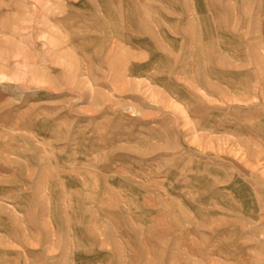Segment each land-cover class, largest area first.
Wrapping results in <instances>:
<instances>
[{"label": "rangeland", "instance_id": "374dc122", "mask_svg": "<svg viewBox=\"0 0 264 264\" xmlns=\"http://www.w3.org/2000/svg\"><path fill=\"white\" fill-rule=\"evenodd\" d=\"M0 264H264V0H0Z\"/></svg>", "mask_w": 264, "mask_h": 264}]
</instances>
